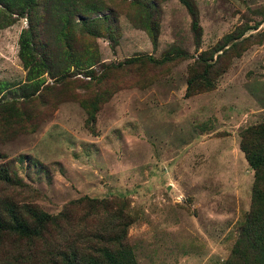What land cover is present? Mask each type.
Returning a JSON list of instances; mask_svg holds the SVG:
<instances>
[{"label":"rangeland","instance_id":"obj_1","mask_svg":"<svg viewBox=\"0 0 264 264\" xmlns=\"http://www.w3.org/2000/svg\"><path fill=\"white\" fill-rule=\"evenodd\" d=\"M44 1L40 13L47 11ZM101 1L99 13H87L98 18L101 35L75 27L78 42L97 47L93 73L99 80L85 69L63 83L45 73L44 86L51 85L44 97L20 104L41 110L35 127L0 130V163L15 164L23 183L8 193L50 214L68 207L74 216L85 213L82 197L120 200L132 219L128 242L137 264H224L252 205L255 171L239 142L246 125L264 122V0H195L198 45L181 0L160 3L156 44L133 22L142 14L139 4ZM51 9L41 38L56 51ZM108 13L112 22H102ZM16 17L0 28V80L12 85L6 99L27 81L18 50L28 22ZM105 24L116 29L114 43ZM243 30L227 51L216 50L228 34ZM212 53V60L221 53L226 70L213 77L212 88L187 95L194 60ZM117 62L124 64L113 67ZM100 92L107 99L91 121L84 102ZM6 133L11 137L1 139ZM104 217L93 214L80 227H95Z\"/></svg>","mask_w":264,"mask_h":264},{"label":"trees","instance_id":"obj_2","mask_svg":"<svg viewBox=\"0 0 264 264\" xmlns=\"http://www.w3.org/2000/svg\"><path fill=\"white\" fill-rule=\"evenodd\" d=\"M132 1L142 8V14L138 13L133 22L138 28L148 30L152 35L153 44H156L159 35L160 3L165 0ZM181 1L191 16V29L198 45L202 30L198 21L197 3L195 0ZM98 2L45 0L43 6L47 7V11L43 9L44 12L40 13L41 0H0V28L11 25L18 15L26 17L28 22L19 37L18 50L19 57L27 69V81L22 84L19 95L15 94L13 99H6V92L12 85L6 80H0V130L10 132L9 129H13L15 125L14 131L23 127H35L36 121L42 116L41 110L23 109L20 104L31 102L36 97H44L42 91L46 92L51 85L44 86L45 73L56 80L55 82L63 83L74 73L72 71L85 69L87 76L99 80L93 73V67L99 62L97 47L93 43L78 42L79 37L75 31L78 26L81 34L92 37L101 35L96 24L98 18H89L87 15L92 11L99 13L102 10V1ZM51 8L55 12L52 24L57 31L56 51L47 40L43 41L41 38L44 35L43 24L46 15H52ZM76 13L79 15L77 21L74 20ZM113 17L114 15L108 13L99 19H102V22H112ZM104 29L108 31L111 43L117 41L118 36L113 25L105 24ZM244 30L238 36L228 34L225 43L216 47V50L221 51L231 40L241 37ZM233 44L235 45V42ZM230 46L224 48V51ZM220 54L217 53L214 60L213 53L209 56L200 54L194 60L187 79V95L212 88L213 77L226 70V67L220 64ZM137 59L138 57L130 58L124 63H133ZM123 64L117 62L113 67ZM106 99L107 95L100 92L93 102H84L89 120H94L95 112L99 108L98 103ZM8 136L6 133L5 138L1 139ZM239 147L255 171L252 205L242 222L241 236L224 264H264V122L246 125L241 131ZM22 185L17 166L10 161L1 162L0 264H137L128 242L127 228L132 219L121 206L120 200L116 206L114 199L82 197L78 203L85 204V213L81 216H74L68 207L57 214H50L35 203L21 202L9 195V189ZM101 212L105 217L97 220L99 223L95 227L82 228L80 221L86 224L91 215Z\"/></svg>","mask_w":264,"mask_h":264}]
</instances>
